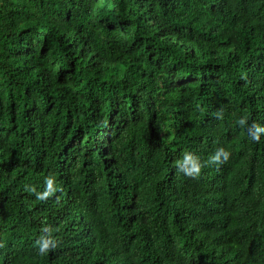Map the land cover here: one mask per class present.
<instances>
[{
    "label": "trees",
    "instance_id": "16d2710c",
    "mask_svg": "<svg viewBox=\"0 0 264 264\" xmlns=\"http://www.w3.org/2000/svg\"><path fill=\"white\" fill-rule=\"evenodd\" d=\"M253 124L264 0H0V264H264Z\"/></svg>",
    "mask_w": 264,
    "mask_h": 264
},
{
    "label": "clouds",
    "instance_id": "9594fccd",
    "mask_svg": "<svg viewBox=\"0 0 264 264\" xmlns=\"http://www.w3.org/2000/svg\"><path fill=\"white\" fill-rule=\"evenodd\" d=\"M245 123L246 120L243 118L239 121V124L241 126H243ZM252 127L255 129L253 138L258 141L259 133L264 132V128H261L256 124H253ZM229 158H230V153L223 148L218 149L216 153L212 155L208 159V161L204 164H202L199 161L198 157L190 153H186L183 162L179 164V170L182 171L188 177L197 178L201 174L202 167L210 166L213 164H217V165L223 164L226 163L229 160ZM29 190L35 192V188H30ZM55 191L56 189L53 187V180L49 178L46 180V190L43 193L37 194V199L45 200ZM45 231L48 232L49 235L41 236L40 239L37 241L38 250L41 255L47 253L50 250V248L56 247V243L51 238L50 235L51 229L46 228Z\"/></svg>",
    "mask_w": 264,
    "mask_h": 264
}]
</instances>
